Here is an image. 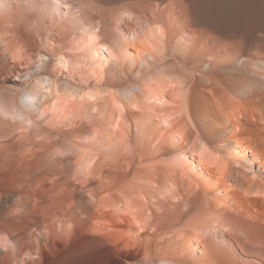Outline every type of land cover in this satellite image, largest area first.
<instances>
[{
  "label": "bare ground",
  "instance_id": "1",
  "mask_svg": "<svg viewBox=\"0 0 264 264\" xmlns=\"http://www.w3.org/2000/svg\"><path fill=\"white\" fill-rule=\"evenodd\" d=\"M101 1L0 0V264H264V0Z\"/></svg>",
  "mask_w": 264,
  "mask_h": 264
},
{
  "label": "rangeland",
  "instance_id": "2",
  "mask_svg": "<svg viewBox=\"0 0 264 264\" xmlns=\"http://www.w3.org/2000/svg\"><path fill=\"white\" fill-rule=\"evenodd\" d=\"M94 5H99V6H101V8L103 7V9H107V10H109V11H111V10H113L114 8H116L117 7V5L119 4H121L120 2H118V1H109V0H103V1H101V2H94L93 3ZM118 5V6H119ZM29 68H30V66H27L26 64H17V66H16V69H15V74L16 75H18V74H20V75H24L23 73H28V71H30L29 70ZM27 69V70H26ZM65 72V73H64ZM63 73L64 74H67L68 73V71L67 70H64L63 71ZM4 80L5 79H0V89H11L12 88V86H11V84L9 83V82H4ZM20 83L21 82H24V85L22 84H20L19 86H18V88L19 89H23L24 87H26L27 85H29V84H31V83H33L34 82V80L33 79H25V80H21V79H17ZM22 86V87H21Z\"/></svg>",
  "mask_w": 264,
  "mask_h": 264
}]
</instances>
